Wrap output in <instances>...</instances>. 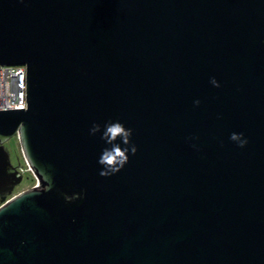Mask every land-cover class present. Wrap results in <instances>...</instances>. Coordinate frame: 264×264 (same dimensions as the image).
<instances>
[{"label": "water", "instance_id": "obj_1", "mask_svg": "<svg viewBox=\"0 0 264 264\" xmlns=\"http://www.w3.org/2000/svg\"><path fill=\"white\" fill-rule=\"evenodd\" d=\"M0 66V264H264V0H0Z\"/></svg>", "mask_w": 264, "mask_h": 264}, {"label": "built area", "instance_id": "obj_2", "mask_svg": "<svg viewBox=\"0 0 264 264\" xmlns=\"http://www.w3.org/2000/svg\"><path fill=\"white\" fill-rule=\"evenodd\" d=\"M27 108V69L0 66V112ZM18 140V138H17ZM23 175L24 169H19Z\"/></svg>", "mask_w": 264, "mask_h": 264}, {"label": "rangeland", "instance_id": "obj_3", "mask_svg": "<svg viewBox=\"0 0 264 264\" xmlns=\"http://www.w3.org/2000/svg\"><path fill=\"white\" fill-rule=\"evenodd\" d=\"M6 148L10 154L11 162L14 167H21L25 171L23 172V181L20 185L14 188L13 194L8 197L11 198L19 193H22L37 184L34 175L28 170V166L24 160L21 146L17 138H13L6 143Z\"/></svg>", "mask_w": 264, "mask_h": 264}, {"label": "bare ground", "instance_id": "obj_4", "mask_svg": "<svg viewBox=\"0 0 264 264\" xmlns=\"http://www.w3.org/2000/svg\"><path fill=\"white\" fill-rule=\"evenodd\" d=\"M23 154V153H22ZM24 157V156H23ZM24 160H25V162H26V164H27V166L29 165L28 164V162H27V160L24 158ZM16 168V170H18L19 171V169L17 168V167H15ZM28 168V170L33 174V172H32V170H31V168L28 166L27 167ZM35 177V176H34ZM36 182L38 183V180H37V178H36Z\"/></svg>", "mask_w": 264, "mask_h": 264}]
</instances>
